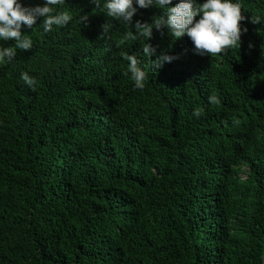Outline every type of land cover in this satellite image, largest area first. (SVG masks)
<instances>
[{"label":"trees","instance_id":"trees-1","mask_svg":"<svg viewBox=\"0 0 264 264\" xmlns=\"http://www.w3.org/2000/svg\"><path fill=\"white\" fill-rule=\"evenodd\" d=\"M232 2L247 31L209 56L166 26L124 40L165 14L155 6L127 26L65 0L67 26L21 27L32 48L0 60V264H262L264 0ZM122 53L140 60L143 89ZM162 53L175 58L154 68Z\"/></svg>","mask_w":264,"mask_h":264},{"label":"clouds","instance_id":"clouds-1","mask_svg":"<svg viewBox=\"0 0 264 264\" xmlns=\"http://www.w3.org/2000/svg\"><path fill=\"white\" fill-rule=\"evenodd\" d=\"M96 8H103L107 17L120 20L127 26L132 25L133 16L138 8L159 7L165 10L164 15L154 16L151 23L136 20L134 24L135 34L128 31L124 40L137 39L138 35L145 37V41L151 39L153 28L161 31L167 27L169 34L175 39L183 35L193 43L195 54L216 55L223 54L226 50L240 44L241 33L246 32L240 27V22L244 19L241 14L242 6L239 3H233L232 0H204L197 3L196 0H178L175 6L169 7L172 0H135L136 6H133V0H92ZM65 0H45L43 6L34 7L23 6L18 0H0V40H13L14 45L3 47L0 45V60H7L9 63L14 60L17 50H30L32 40L30 37L22 34L21 27L33 28L36 25L37 18H42L39 25L45 33L50 32L53 26L65 27L73 19L68 11H57L54 6L64 5ZM166 16V18H165ZM199 17V19H195ZM79 22H87V16H80ZM252 23H260V17H252ZM109 23L102 25L103 32L101 36L109 31ZM251 47V44L249 45ZM155 48L145 43L142 52L145 56L151 57L155 54ZM123 59L128 61L125 76L130 74L134 81V87L144 88V81L147 79L145 71L139 67L140 60L135 54H121ZM175 57L161 54L153 61L154 68L162 67L164 62H171ZM21 79L29 88L35 90L37 81L30 77L28 73H21ZM209 102L219 103L216 96H210ZM203 115V109L197 108L193 111V116Z\"/></svg>","mask_w":264,"mask_h":264},{"label":"water","instance_id":"water-1","mask_svg":"<svg viewBox=\"0 0 264 264\" xmlns=\"http://www.w3.org/2000/svg\"><path fill=\"white\" fill-rule=\"evenodd\" d=\"M262 264H264V253H263V257H262Z\"/></svg>","mask_w":264,"mask_h":264},{"label":"rangeland","instance_id":"rangeland-1","mask_svg":"<svg viewBox=\"0 0 264 264\" xmlns=\"http://www.w3.org/2000/svg\"><path fill=\"white\" fill-rule=\"evenodd\" d=\"M242 177H244V175H242Z\"/></svg>","mask_w":264,"mask_h":264}]
</instances>
